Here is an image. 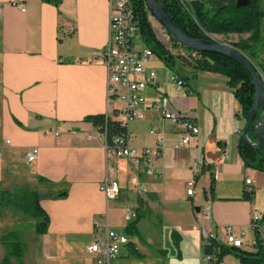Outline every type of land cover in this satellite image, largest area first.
Wrapping results in <instances>:
<instances>
[{
  "label": "crops",
  "instance_id": "crops-1",
  "mask_svg": "<svg viewBox=\"0 0 264 264\" xmlns=\"http://www.w3.org/2000/svg\"><path fill=\"white\" fill-rule=\"evenodd\" d=\"M13 1L25 4V11ZM108 17V0H61L58 6L43 0H0V191L38 192L49 215L43 246L59 247L65 240L82 238L89 264H96L87 252L93 221L104 222L105 214L109 226L130 239L121 249L123 264H169L175 257L205 264L197 257L199 223L204 222L200 207L210 206V229L217 232L232 225L251 234L253 210L264 216V174L245 165L238 147L241 132L236 128L242 131L244 125L241 105L224 75L189 64L183 72H173L184 84L178 88L151 56L145 71L155 72L156 85L143 90L144 116L130 121L126 132L138 148L153 147L162 137V154L153 163L161 173L148 174L143 166L107 156L102 134L85 116L107 114L114 119L124 105L118 97L108 101L106 66L90 56L91 49L107 42ZM162 96L170 108L199 126L188 144L175 147L181 127L161 120L160 111L152 107ZM153 126L156 134L150 132ZM29 146L38 147L32 162L24 157ZM22 164L32 172L21 173ZM135 175L138 183L132 181ZM107 176L120 184L118 197L111 201L101 189ZM191 178L195 194L188 196ZM246 179L255 191L252 201L242 197ZM126 206L133 207L136 219H125ZM165 213L172 217L168 230L161 217ZM15 218L16 223L28 219ZM131 222L135 224L129 232Z\"/></svg>",
  "mask_w": 264,
  "mask_h": 264
},
{
  "label": "built area",
  "instance_id": "built-area-1",
  "mask_svg": "<svg viewBox=\"0 0 264 264\" xmlns=\"http://www.w3.org/2000/svg\"><path fill=\"white\" fill-rule=\"evenodd\" d=\"M137 0H109V22H108V39L106 44L101 48L90 50V56L95 61H100L106 66V85L107 97L110 102L113 97H118L123 102V107L118 110L114 120L119 126L124 128L122 133H116L107 139V130L99 131L103 136V145L106 155L109 157L121 158L127 160L135 168L143 166L148 174L159 175L161 171L153 167L156 158L162 154L163 139L157 137L153 147L138 148L131 143V137L126 132L128 123L144 116V106L146 98L143 90L147 85H156V74L153 70L145 71V65L153 51L147 46L136 48L135 36L139 33L138 21L135 15ZM182 6L190 13L193 12V4L204 0H178ZM22 11H25V4L13 1ZM154 32L158 37L161 32ZM165 30V29H164ZM141 40V38H140ZM160 40V39H159ZM142 41V40H141ZM168 49L172 47L169 40H160ZM180 49L178 51L186 60L195 57L196 52L191 54ZM141 76V77H139ZM171 79L178 88L182 87L183 81L177 74H172ZM152 107L160 111V119L167 120L173 126H180V139L175 147L188 144L192 137L199 133V126L190 118L182 116L177 111L169 107L168 100L162 96L160 101L152 104ZM107 115V114H106ZM241 132L240 128H236ZM150 132L156 134L158 128L153 126ZM57 135L58 131H54ZM8 142V140L6 141ZM38 153L37 146L27 147L24 157L27 162L36 159ZM197 171V169H195ZM132 181L138 183V175L132 177ZM250 179H246L247 189H250ZM107 201L115 200L120 192V184L113 176H107L101 185ZM142 192V188H138ZM186 193L188 196L195 194V180L191 178L186 183ZM125 219L130 221L136 216L133 207L124 208ZM199 214L204 222L199 223L201 230V243L206 244L210 241L240 248H262L264 250V216L261 211L253 210L250 217L249 235L245 228L226 225L222 232L212 231L210 229L211 208L209 205H203L199 209ZM108 217L105 214V221H93V240L88 247L87 252L95 260L96 264H123L120 261L121 249L130 243L127 234L117 231L108 224ZM207 260L216 259L211 255H204Z\"/></svg>",
  "mask_w": 264,
  "mask_h": 264
},
{
  "label": "trees",
  "instance_id": "trees-1",
  "mask_svg": "<svg viewBox=\"0 0 264 264\" xmlns=\"http://www.w3.org/2000/svg\"><path fill=\"white\" fill-rule=\"evenodd\" d=\"M53 2L58 6L61 0H43ZM165 11L173 18L177 25L189 36L193 38L212 39L210 34H245L249 35L242 38L231 45L241 50L254 64L255 68L264 75V59L259 61L256 59V46L263 40L264 34L261 31V24L264 20V9H261L258 0H251L249 3L236 4L231 3L223 9L211 11L209 0L196 2L193 4V12H188L178 0H160ZM135 15L137 18L139 35L142 43L150 48L160 60L172 69L177 59L183 63H188L195 70H205L224 75L228 80V85L233 89L236 99L241 105L240 118L246 121L249 111L253 105L255 88L252 79L245 69L232 58L217 52L195 51L196 55L191 60H186L181 54L172 52L168 49L156 36L153 25L149 16L153 15L146 6V0H137L135 5ZM170 37L173 47L184 49L188 54L192 53L189 49L180 44L177 39L166 29ZM264 52V46H263ZM261 109L255 120L260 116ZM86 120L93 123L99 131L107 130V139L116 133H122L124 128L106 114H92L85 116ZM254 120V121H255ZM254 121L250 124L248 137L255 139ZM240 155L245 165L254 168L264 174V151L254 148L246 141H241ZM38 180L48 182L45 177L38 176ZM210 194L214 193L213 180L208 189ZM255 191L253 188L245 189L243 198L253 200ZM40 195L35 190L20 188L17 192L7 190L0 191V209L7 211L12 216H21L22 218H35V231L38 234L47 232L49 225V215L43 209L40 202ZM138 217L136 213L135 219ZM134 222L127 226V231L131 232ZM12 239L10 247L12 252L20 256L21 247L16 239L15 231H9L2 239ZM173 241L176 244L178 238L173 232ZM201 251L204 255H211L216 259V264H264V250L256 248L248 250L240 247H232L210 241L209 243H201ZM233 253L238 262H224V256Z\"/></svg>",
  "mask_w": 264,
  "mask_h": 264
},
{
  "label": "rangeland",
  "instance_id": "rangeland-1",
  "mask_svg": "<svg viewBox=\"0 0 264 264\" xmlns=\"http://www.w3.org/2000/svg\"><path fill=\"white\" fill-rule=\"evenodd\" d=\"M244 1H251V0H244ZM210 3V2H209ZM258 4L261 9H264V0H258ZM108 6H109V0H108ZM150 21L153 25V28L158 29L157 32H161V35L158 34V37L160 40H169L171 42L169 35L166 32V29L163 25H161L160 22H158L157 18L154 15L149 16ZM109 22V17H108ZM165 29V30H164ZM261 31L264 34V20L261 24ZM249 34H227V35H219V34H210L211 38L217 42H223L227 44H231L233 42H237L242 38H246ZM172 43V42H171ZM135 46L136 48H142L144 44L140 40V35L135 36ZM263 46H264V37L263 40L256 46V59L261 61L264 59V52H263ZM170 50L174 53L179 51L178 47H171ZM184 51V49H183ZM185 53V52H184ZM187 54V53H186ZM153 58L156 59L158 67H162L165 71H167L170 75H172L173 72H183L184 68L186 66H189L188 63H183L181 60L177 59L175 65L172 69H169L161 60L160 58L154 54ZM176 74V73H173ZM262 78L264 79V75L260 73ZM252 170H255L252 168ZM20 172L21 173H30L31 167L28 164H22L20 165ZM16 216L10 215L7 211L0 209V264H89L88 260L84 253V239H69L65 240V244L59 243L60 246L56 247H45L43 246V240H45L44 235L38 234L35 231L36 226V219L35 218H28L24 220L23 222L16 223L17 220L15 218ZM165 223L164 229L168 230L169 225L172 223V217L165 213L163 216H161ZM13 218V219H11ZM193 225H197L195 221L193 222ZM13 229L16 234V240L18 244L21 247V255L17 256L15 255L10 247V243L12 239L6 238L2 239V237H5L6 234ZM248 234L250 235V232L247 230ZM190 236V237H189ZM188 237L189 239L193 236L190 234ZM187 238V236H186ZM179 241V240H178ZM178 241L175 245V247L178 249ZM187 239H185V242ZM67 242V243H66ZM176 248H174L176 250ZM184 248V245H183ZM48 255V256H47ZM197 257L202 258L201 261L205 264H210L206 259H204V254L202 251H199L197 249ZM224 262H232L236 263L238 262L236 256L233 253H228L226 256H224L223 259ZM187 264L186 261H180L175 257V261L172 259V261L169 262V264ZM198 264V261H197Z\"/></svg>",
  "mask_w": 264,
  "mask_h": 264
},
{
  "label": "water",
  "instance_id": "water-1",
  "mask_svg": "<svg viewBox=\"0 0 264 264\" xmlns=\"http://www.w3.org/2000/svg\"><path fill=\"white\" fill-rule=\"evenodd\" d=\"M209 2L211 11H215L217 9H223L233 2L236 4H245L250 1L209 0ZM146 5L150 12L157 18L158 22H160L161 25H163L180 44L194 51H208L224 54L238 62L245 69L247 74L250 75L255 88L254 101L243 125L238 147L240 150L241 141H246L254 148L264 151V79L262 78L260 72L255 68L253 62L241 50L231 44L217 42L213 39L193 38L187 35L165 11L160 0H146ZM258 108L261 109V114L255 120ZM253 121L255 126V139L251 140L248 137V131L250 124Z\"/></svg>",
  "mask_w": 264,
  "mask_h": 264
},
{
  "label": "bare ground",
  "instance_id": "bare-ground-1",
  "mask_svg": "<svg viewBox=\"0 0 264 264\" xmlns=\"http://www.w3.org/2000/svg\"><path fill=\"white\" fill-rule=\"evenodd\" d=\"M147 6V5H146Z\"/></svg>",
  "mask_w": 264,
  "mask_h": 264
}]
</instances>
